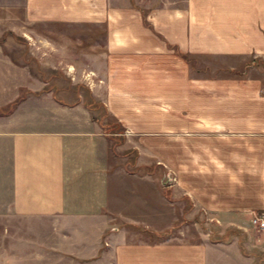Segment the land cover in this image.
I'll return each mask as SVG.
<instances>
[{"label":"crops","instance_id":"0c3cea01","mask_svg":"<svg viewBox=\"0 0 264 264\" xmlns=\"http://www.w3.org/2000/svg\"><path fill=\"white\" fill-rule=\"evenodd\" d=\"M142 2L0 0L7 262L19 245L28 264H264V231L249 230L250 219L264 214V0ZM76 26L90 34L81 63L72 41H59ZM26 42L36 49L37 71L24 50L16 53ZM60 52L68 68L82 66L92 95L127 133L134 166L111 152L88 107L47 87L44 65L56 69ZM199 56L243 71L204 77L187 62ZM164 175L172 185L161 184ZM199 213L222 236H164ZM232 228L246 236H231Z\"/></svg>","mask_w":264,"mask_h":264},{"label":"rangeland","instance_id":"374dc122","mask_svg":"<svg viewBox=\"0 0 264 264\" xmlns=\"http://www.w3.org/2000/svg\"><path fill=\"white\" fill-rule=\"evenodd\" d=\"M143 3H147L146 0H143L142 4ZM145 24L147 23L145 22ZM66 31L67 30L64 31V34H59L60 45H63V43L65 45L67 41H72L73 49L71 50L75 52V59L79 60V63H81V61L86 59L83 54L89 51V49H87L86 47V42L89 41L88 35L90 34L84 32L82 27L77 26L72 30L69 29L68 32ZM44 35H47V37H49V33ZM27 40L28 42L30 40L36 41V37L32 34L30 37H27ZM23 46L24 49L21 48L20 50L16 51V53H20L22 52V50H24V56H26L31 69L37 71L34 61L30 63V58H34V56H36V49H33V46L28 45L27 42L23 43ZM64 55L60 52L59 65L56 69L54 67H51L49 60H46L47 64L44 65L42 76L44 77V80L48 82L47 87H53L56 91V94L65 96L64 98H66L67 100H72L76 102L81 101L82 104L88 107V109L91 110L94 119L100 121L105 126V131L108 135V138L112 141L111 152L114 153V155H117L121 158H125L126 166H134V150L128 148V145L125 143L127 133L109 117V115L105 112L104 108L102 107V104L98 100L99 98H96L94 95H92V93L88 89L87 81H85V79H83V75H81L82 66L75 68V70L68 68L66 54ZM42 56L49 58L48 52H46ZM187 62L193 72L201 73L204 77L233 78L238 77L239 73L243 71V68H240L237 69L235 72H230L229 70L231 69L227 68L219 60L210 56L187 57ZM259 62V67L260 69H262L261 71L264 72V63L261 61ZM250 65L251 64H249L248 67H250ZM244 76L245 75L242 74V77ZM155 169L158 172L161 169V166L156 164ZM159 175H161V172L156 173V176L160 177ZM160 180L163 186H168L172 185L174 179L171 176L164 175L161 176ZM179 211L180 210H177V212ZM184 211L188 214L189 208H185ZM194 216L195 217H192V219H186L187 217L185 216L181 217L182 220H180L179 224H172L171 227L166 230L165 234L163 233L164 236H172L176 239V241L183 242L198 241L200 236H203V238H208L207 236H222L220 235V232L222 231L218 228L216 221L213 220L208 214L199 213ZM227 230L229 231L228 233H230L231 236H246V234L243 233L241 229L232 228ZM249 230L252 232V234L255 235L264 231L254 227L251 224V219L249 221ZM17 231V225H12L11 242L16 245V247L19 243V236H17ZM13 244L12 247L14 246ZM30 244L32 245L33 242ZM21 252L22 250L19 249V245L16 249L12 248L10 260L7 262V258L5 256L4 251L0 249V264H28V258L26 259V261L25 258H23V263H21ZM27 252H29L28 248Z\"/></svg>","mask_w":264,"mask_h":264},{"label":"built area","instance_id":"2783aa9c","mask_svg":"<svg viewBox=\"0 0 264 264\" xmlns=\"http://www.w3.org/2000/svg\"><path fill=\"white\" fill-rule=\"evenodd\" d=\"M251 224L260 230H264V214L253 216Z\"/></svg>","mask_w":264,"mask_h":264}]
</instances>
